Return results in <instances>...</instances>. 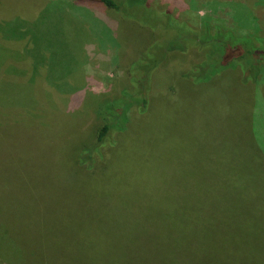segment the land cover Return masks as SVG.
Here are the masks:
<instances>
[{
    "label": "rangeland",
    "instance_id": "rangeland-1",
    "mask_svg": "<svg viewBox=\"0 0 264 264\" xmlns=\"http://www.w3.org/2000/svg\"><path fill=\"white\" fill-rule=\"evenodd\" d=\"M99 2L0 0V21L16 18L18 30L24 31L21 37L0 36L9 54L22 56L16 62L9 57V67L0 66V264H105L104 257L93 261L91 253L104 256L123 247L109 236L124 220L154 218L156 204H167L173 217L178 192L186 194L193 185L216 188L219 180H226L222 190L230 192L221 199L228 202L215 201L211 209L233 224H212V234L201 232L196 242L213 251L227 241L226 248L246 253L249 263V247L256 244L245 242L242 230L247 228L240 221L251 219L252 201L264 202V178L259 180L263 190L250 195L238 168L250 161L252 125L264 140V66L253 64L255 82H245L253 79L249 72L228 68L194 85L181 74L201 54L205 60L206 49L166 56L165 32L153 21L158 18L134 8L139 22L128 15L120 19ZM148 2L194 27L219 25L220 37L247 40L264 34V0ZM28 28L36 34L33 48ZM26 48L45 53L29 75L12 67H32ZM126 51L139 53L137 63ZM141 59L145 66L161 62L144 76L149 109L129 113L126 133L106 156L113 159L101 168L99 158L101 169L92 176L80 162L91 151L86 141H94L102 125L96 111L119 98L130 78L142 76ZM53 89L57 98L50 95ZM50 106L53 118L48 120ZM132 145L136 149L126 147ZM137 163L151 176L138 177ZM132 188L136 191L129 198ZM227 206L233 207L225 212ZM258 230H252L255 237L263 235ZM153 237L144 239L149 247ZM233 259L246 263L244 254Z\"/></svg>",
    "mask_w": 264,
    "mask_h": 264
},
{
    "label": "trees",
    "instance_id": "trees-1",
    "mask_svg": "<svg viewBox=\"0 0 264 264\" xmlns=\"http://www.w3.org/2000/svg\"><path fill=\"white\" fill-rule=\"evenodd\" d=\"M83 1L85 0H73V3ZM99 4L115 13L120 19L126 15L130 16L131 20L135 23L139 22V14L137 11L133 14L135 12L133 11L134 8H143L148 12V16L153 15L154 18H158V22L156 20L153 21L159 25L160 30L165 32L164 36L167 39V45L164 47V52L166 56L171 52L184 53L190 49L202 53L206 49L205 60L201 54L199 61L193 63L181 74V77L190 80L194 85L197 83L200 85L206 81L209 82L216 73L228 68L249 72L253 79L250 81L245 80V82H255L258 71L255 70L253 64H262L261 66H264V49L259 50V48L264 47V34H259L254 39L247 38L248 41L234 35H228L227 38L220 37L218 31L220 29L219 25L204 23V26L201 28L194 27L187 21L175 17L170 9L153 7L148 0H100ZM12 20L8 22L0 21V36L2 38L9 39L23 36L24 31L18 30L20 29V25L17 24L19 20L16 18H12ZM27 30L31 32L32 36L36 35L33 34L30 28ZM32 39L34 43L32 42V46H29V48H33L36 43L34 36ZM29 48H26L25 54L31 56L32 67L24 70L20 67L15 68V66H12L14 70L22 71L23 75L26 73L27 75L31 74L32 69L34 72L40 66L39 62L45 56V53L39 48L34 51L32 48L29 50ZM9 50L10 48L6 44L0 43V66L2 67L13 65L7 60L9 57H12L14 62H16L17 57L22 58L20 56L21 52L14 55L9 54ZM138 54L134 56L130 51L125 52L126 57H131L130 62L136 63ZM164 57L161 58V61ZM141 60L143 63L140 61L141 64L139 65L142 67V72L140 73L142 76L130 78L129 85L121 90L119 98L108 102L104 107L100 105V108L96 111V114L102 118V125L97 131L95 140L86 141L91 146V151L84 154V161L80 162L83 164V169L87 170L92 176L97 172V169L105 167L106 163L113 159V157L107 159L106 156L109 154V150L119 143L118 137L126 133L125 128L129 122V113L134 110L137 113L144 114L149 109L150 88L144 84V76L149 72L154 73L161 62L154 61L150 65L145 66V61ZM20 62L22 63L21 60ZM254 70L256 71L255 74L253 73ZM38 74L39 76L42 75L41 72ZM143 84L144 86H142ZM133 86L137 88L135 91L132 90ZM43 90L45 91L44 88ZM50 95H54L57 98L59 92L53 89V91H50ZM53 104L54 102L52 101ZM47 114L46 117L48 120H51L53 118L52 106L48 109ZM37 119L34 121L39 122L40 120ZM39 123L41 125L38 126L43 128L45 124L41 121ZM251 133L252 135L248 134L249 147L252 151L250 153V161L245 163L244 166H240L238 170L241 177L246 179L245 181L249 184V194L254 196L261 191L262 188H260L261 184L259 180L264 178V140H260L255 136L254 125H252ZM126 147L136 149L134 145ZM99 158L103 164L101 168L98 167ZM133 165L141 173L138 177L151 176L145 174L143 165L138 163ZM130 166L125 164V169H131ZM111 167L112 165L109 169ZM225 181L219 180L220 186L217 185L216 188L193 185L187 189L186 194L178 192L177 200L172 203L173 217L169 213L167 204H156L153 207L155 212L154 218L139 217L130 222L124 220L122 225L118 226L117 230L109 236L110 239H117V242L123 244V247L112 249L106 252L104 256L101 253L93 252L91 253L93 261L104 257L105 264H236L233 255L244 254L246 258L245 264H264V247L261 248L264 245L263 201H252L250 206L256 205V207H253L251 219L240 221L247 228L242 230L245 242L248 245L252 243L256 244L249 247L251 251L249 263L246 253L227 249V241L222 246L214 247L213 251H211L213 248L204 251L200 246L201 243L196 242L199 233L207 232L212 234L210 232L212 224L228 222L233 224L232 218L220 217L211 209V204L215 201H218L217 203L228 202V200L224 201L221 199L222 197H226L230 192L226 187L227 195L223 193L222 186ZM227 181L229 182L228 185H231V179ZM123 190L125 191L126 188ZM135 191L134 188L130 190L129 198L132 197ZM116 192L118 193V190ZM231 197L233 196L231 195ZM242 200L246 202V198ZM232 207L227 206L225 212ZM143 209L137 211L142 212ZM151 223L154 224L155 228L152 232L150 231ZM258 229L263 231V235L255 237L252 230L258 232ZM148 234L154 236L153 247H149V243L144 240ZM216 250L217 252L212 253ZM243 250L246 252L248 248ZM8 262L10 264H19L16 261L11 262L8 260Z\"/></svg>",
    "mask_w": 264,
    "mask_h": 264
}]
</instances>
